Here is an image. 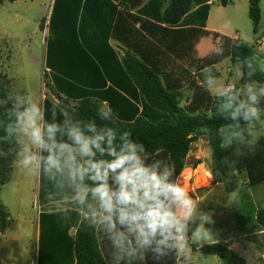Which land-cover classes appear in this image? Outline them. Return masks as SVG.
Returning <instances> with one entry per match:
<instances>
[{
    "label": "trees",
    "instance_id": "16d2710c",
    "mask_svg": "<svg viewBox=\"0 0 264 264\" xmlns=\"http://www.w3.org/2000/svg\"><path fill=\"white\" fill-rule=\"evenodd\" d=\"M4 1L0 0V5ZM210 1L54 0L47 25L45 75L51 90L66 102L56 104L46 97L42 120L54 124L65 119L85 122L95 119L99 126L109 122L99 119L98 109L110 107L114 117L110 126L116 127L118 133L130 131L153 159L170 163L176 177L186 167L191 144L205 137L211 150L209 171L214 185L221 184L232 194L242 186L254 188L264 183V137L252 134L253 129H262L261 122L247 129L252 139L258 140L255 154L241 157L233 167L226 168L222 158L235 159L238 145L233 142L230 147L224 146L221 135L239 125L218 113V96L211 94L201 76L200 84L192 75L229 60L242 71L241 85H264L256 45L206 30L213 6ZM261 1H249V17L257 40L263 26ZM221 4L226 7L229 1L221 0ZM133 8L134 14L130 12ZM204 37L217 43L214 51L204 58L192 57L190 54L195 53L197 43ZM110 40L124 45L126 53L122 56ZM187 87L192 94L189 102L183 104ZM8 94L18 100L4 84L0 55V99ZM11 106L12 101L0 105L1 235L11 223L2 192L10 180L20 147L4 131ZM259 107L264 108V98ZM57 139L66 137L58 133ZM39 175L42 213L38 264L47 263V256L62 248L69 250L70 264L74 256L76 264H110L102 253V236L67 206L70 194L67 169L45 172L39 168ZM251 212L253 224L244 231L263 233L264 207ZM72 230H76L74 235L70 234ZM199 250L218 257L224 264H247L227 244L214 242L202 245ZM169 257L155 262L149 255L145 264H177L176 254Z\"/></svg>",
    "mask_w": 264,
    "mask_h": 264
},
{
    "label": "clouds",
    "instance_id": "9594fccd",
    "mask_svg": "<svg viewBox=\"0 0 264 264\" xmlns=\"http://www.w3.org/2000/svg\"><path fill=\"white\" fill-rule=\"evenodd\" d=\"M214 83L213 78H205L207 86ZM261 98L264 85L253 83L243 90L218 93V113L239 125L221 135L224 146L238 145L235 159L222 158L226 168L255 154L258 140L247 129L264 116ZM9 101L12 106L4 131L20 146L18 166L35 171L39 165L45 172L67 169V206L106 240L110 264H145L149 255L160 262L172 254L186 255L191 244L202 246L213 240L212 230L206 227L214 224L212 214L201 210L200 202L185 189L170 163L153 159L130 131L118 133L110 126L114 118L110 107L98 109L99 119L109 122L99 126L95 119L52 124L42 120L41 106L27 95L14 100L8 94L0 105ZM58 133L66 139L58 140Z\"/></svg>",
    "mask_w": 264,
    "mask_h": 264
},
{
    "label": "rangeland",
    "instance_id": "374dc122",
    "mask_svg": "<svg viewBox=\"0 0 264 264\" xmlns=\"http://www.w3.org/2000/svg\"><path fill=\"white\" fill-rule=\"evenodd\" d=\"M224 7L221 0L211 8L212 24L216 29L225 31L230 35H237L241 42L250 46L255 45L253 25L249 17L250 0H228ZM52 0H18L14 3L5 0L0 5V55L1 72L5 86L22 100L26 95L34 103L41 106L45 97L57 104H65L49 87V78L45 75V57L47 25ZM264 13V0L261 1ZM40 25L43 28H40ZM216 45V42H213ZM204 46H212V39L206 38ZM242 71L237 64H222L218 69H210L206 77L213 78V94L228 89V85L239 86L238 80ZM257 85L256 83H253ZM258 86V85H257ZM262 129L252 130L254 137H264V116L261 119ZM23 141V137H20ZM203 151L202 158L209 166L211 150L205 137L199 138L192 144L191 151ZM192 158V157H190ZM39 168L30 171L18 166L14 162L9 182L4 186L2 199L11 214V223L5 234H0V264H35L34 241L35 229L39 227L42 208L39 203ZM204 167L190 165L185 167L178 177L182 185L186 183V190L204 188L207 183L198 181L204 174ZM184 179L186 182L184 183ZM264 207V187H243L236 193L229 194L223 185L215 188L200 202L204 212H210L214 224H208L213 233V240L203 245L227 241L228 245L240 243L248 250V264H264L259 261V253L250 246L256 242L258 248H264V234L243 237L244 228L253 224L251 211ZM183 264H224L218 257L202 253L197 244H191Z\"/></svg>",
    "mask_w": 264,
    "mask_h": 264
},
{
    "label": "crops",
    "instance_id": "0c3cea01",
    "mask_svg": "<svg viewBox=\"0 0 264 264\" xmlns=\"http://www.w3.org/2000/svg\"><path fill=\"white\" fill-rule=\"evenodd\" d=\"M53 2H54V0H52V6H53ZM52 6H51V10H52ZM51 10H50V13H51ZM130 12L134 14L136 12V9L133 8ZM206 30L223 34V35H225V36H227V37H229V38H231V39H233L235 41H240L238 39L237 35H233L232 36V35L226 33L225 31H222L220 29H216L215 26L212 24L211 12H210L207 24H206ZM206 38H209V37H204V38L200 39V41L197 43V45L195 47V53L194 54H190L192 57H194V58H204V57L208 56L209 54H211L214 51L216 45L213 44V42H214L213 40H212V46L211 47L206 48L204 46ZM255 38H256L255 45H256L257 52H258L257 60H258V62L260 63L261 67L264 70V13H263V26H262V30L260 32V39L257 40L256 36H255ZM110 44L122 56L126 53L127 48L124 45L119 44L117 41L110 40ZM228 62H229V60H226V61H224L222 63H219V64L215 65L211 69H218L222 64L228 63ZM208 70H210V69H205V70H201V71H197V72H192V75L194 76L196 81H198L201 84L199 78L201 76L205 80L206 73L208 72ZM240 78H241V76H239V78H238L239 81H240ZM234 87H237V86L228 85V89L227 90H233ZM207 88H208V90L211 92V94L213 96H218V94H216V95L213 94V90L214 89L212 88V86H207ZM191 94H192L191 90L187 87L184 90L183 104H186L187 102H189L188 100H189ZM59 99L62 100L64 103L66 102L64 99H61V98H59ZM70 105H74V103L71 102ZM42 114H43V105H42V108H41V116H42ZM192 144H191V148H192ZM202 155H203V151L201 149L199 151H196L195 153H192V151L190 150V153H189L188 159H187V163H186V167L187 166L189 167L190 165H197V166H203L205 168L204 169L205 176H203L204 174H202L201 177H204L206 179L207 185L204 188L197 189L198 192L196 190H193V192L190 193L199 202H201L206 197L207 193H210L215 188H217V187H219L221 185V184L214 185L213 177H212V175H211V173L209 171V166L205 167L207 162L203 160ZM190 157H192V158H190ZM208 174H209V176H208ZM185 182H186V179H184V183ZM243 187L244 186H242L240 189H242ZM257 187H264V183H262L261 185H259ZM240 189L238 191H240ZM35 231H36V238H35V241H34V257L36 256L35 257L36 258V263L35 264H38V258H39V236H40L39 227L36 228ZM75 233H76V230H72L70 232L71 235H74ZM256 234H260V233L248 234L247 231H244L243 237L256 235ZM263 234H264V232H263ZM218 243H223V244H227L228 245L227 241H224V240H222L221 242H218ZM101 246H102V253H103L104 257L110 263V261H111L110 251L111 250H110V247L108 246L106 240L102 239V245ZM228 246H229V248L231 250H233L239 256L244 258L246 260L247 264H248L247 257H246L247 253H248V250L246 249L245 245H241L240 243H236L235 242L232 245H228ZM250 246L252 248H254L257 253H259L258 260L259 261H264V258H263L264 257V248H258L257 243L254 242V241L251 242ZM70 262H71V258H70V255H69V250L66 251L65 249L62 248L60 251L59 250H54L53 254L48 255L47 256V263H45V264H70ZM76 263H77L76 256H74V260H73L72 264H76Z\"/></svg>",
    "mask_w": 264,
    "mask_h": 264
},
{
    "label": "built area",
    "instance_id": "2783aa9c",
    "mask_svg": "<svg viewBox=\"0 0 264 264\" xmlns=\"http://www.w3.org/2000/svg\"><path fill=\"white\" fill-rule=\"evenodd\" d=\"M218 1H219V0H211L209 3L214 5V4L217 3ZM184 256H185V255L177 256V264H183V263H185V262L183 261ZM263 258H264V257H263Z\"/></svg>",
    "mask_w": 264,
    "mask_h": 264
},
{
    "label": "bare ground",
    "instance_id": "6f19581e",
    "mask_svg": "<svg viewBox=\"0 0 264 264\" xmlns=\"http://www.w3.org/2000/svg\"><path fill=\"white\" fill-rule=\"evenodd\" d=\"M203 176H205V174ZM208 176H209V174H208ZM198 181L201 183H206V179L204 177H199ZM186 186H187V184L185 183L184 184L185 189H186Z\"/></svg>",
    "mask_w": 264,
    "mask_h": 264
},
{
    "label": "water",
    "instance_id": "95a60500",
    "mask_svg": "<svg viewBox=\"0 0 264 264\" xmlns=\"http://www.w3.org/2000/svg\"><path fill=\"white\" fill-rule=\"evenodd\" d=\"M45 41H46V39H45Z\"/></svg>",
    "mask_w": 264,
    "mask_h": 264
}]
</instances>
